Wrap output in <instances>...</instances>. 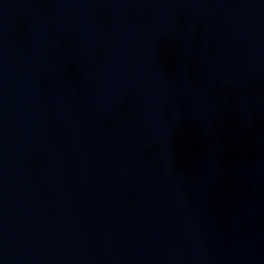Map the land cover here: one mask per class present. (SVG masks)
Segmentation results:
<instances>
[{
    "label": "water",
    "instance_id": "1",
    "mask_svg": "<svg viewBox=\"0 0 264 264\" xmlns=\"http://www.w3.org/2000/svg\"><path fill=\"white\" fill-rule=\"evenodd\" d=\"M0 264H264V0H0Z\"/></svg>",
    "mask_w": 264,
    "mask_h": 264
}]
</instances>
